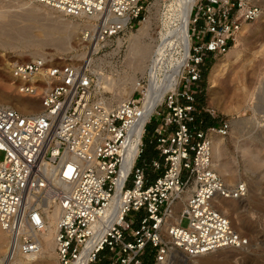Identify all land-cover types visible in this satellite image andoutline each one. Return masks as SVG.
<instances>
[{"label":"built area","instance_id":"obj_1","mask_svg":"<svg viewBox=\"0 0 264 264\" xmlns=\"http://www.w3.org/2000/svg\"><path fill=\"white\" fill-rule=\"evenodd\" d=\"M152 1L25 0L88 22L81 38L89 52L67 64L37 57L11 66L18 93L38 99L40 111L28 114L0 104L6 264L41 255V234L54 211L59 264H175L179 254L198 257L250 245L214 205L216 197L245 199L249 190L245 182L227 186L215 170L213 139L227 136L230 123L210 115L216 123L207 126L199 95L209 65L230 52L263 9L250 0H193L179 83L161 88L163 98L147 117L149 79H139L129 99L111 106L97 87V68L103 69L102 56L112 45L121 40L126 47ZM152 124L149 144L156 156L139 166ZM141 125L125 176V155ZM133 212L138 216L131 220ZM184 218L187 228L181 226Z\"/></svg>","mask_w":264,"mask_h":264},{"label":"rangeland","instance_id":"obj_2","mask_svg":"<svg viewBox=\"0 0 264 264\" xmlns=\"http://www.w3.org/2000/svg\"><path fill=\"white\" fill-rule=\"evenodd\" d=\"M159 1L157 6L152 4L149 9L146 20H149L150 32L149 36L142 39L144 44L153 45L156 50L161 46L159 50H154L158 53L155 59L159 58L155 74L151 73L154 65L151 59L147 60L146 63L148 67L150 66V70L148 69L144 73L134 70L135 64L133 62H130L133 68L129 67L132 37L138 34L143 25L141 24L128 37L126 47L122 48L123 42L119 40L105 53V57L101 55L103 69L98 66L97 71L116 79L117 83L116 88L112 91H103L104 89L100 91L103 98L112 99L113 96L117 95V92L123 94L122 96H127L132 88V80L137 81L144 77L149 79L151 83H156L160 92L164 86L174 87V85H170L175 80L174 72L185 59V51L180 40L174 34L182 26L183 8L188 0ZM250 2L257 4L258 1L250 0ZM23 3H25L24 0H0V11H24L26 7V9L30 8L31 10V5L26 3L23 5ZM34 6L37 7V11H43V13L34 21H27L26 19L19 27H30L29 33L33 36L32 41L37 39L50 41L47 43L49 45L42 48H28L27 51L26 49L12 51L0 48V92H11V95L15 97L33 102L35 104L33 112L38 113L40 111L38 99L21 96L17 91L18 83L15 84L14 80V87L9 89V85L1 76L7 72L9 73L6 75L11 76L10 70L7 71L6 69V63L9 60L22 62L24 56L28 58L26 62H29L34 59L32 53L37 50L55 60V64L67 62V59L71 58L74 61H81L87 57L89 51L80 38L85 31L82 28V30L77 31L72 46L65 45L67 49H62L63 44L61 43H63V37L67 35V32L62 30L64 24H61L64 22L65 26L71 27L73 26L72 22H82V20H76L42 5ZM261 8L264 12V7ZM31 34H29L30 37ZM241 38L242 40L237 41L235 47L227 55L218 57L209 65L210 68L202 82L204 92L201 97L203 99L202 107L208 111L209 115L214 116L217 121L224 119L230 123V132L227 136H216L224 140L226 152L221 157L222 159L219 158L214 161V164L216 166L226 164L228 170L233 174L235 173V184L245 182L248 185L249 192L245 199L231 201L233 207L236 206L237 211L232 216L230 215L229 219L236 230L249 238L250 245L244 249L219 250L200 258L187 257L186 259V256L181 260L177 258L175 264H264V14L257 22L247 25V29L243 30ZM237 46L238 49H235ZM217 62H222L223 67L216 86L211 87L209 76ZM151 64L153 65L151 66ZM125 74H127V78L124 76ZM124 82L127 83L126 86ZM118 85L121 86V89L123 88L122 91L117 87ZM6 105L27 113L15 106V100ZM246 120L254 124L251 127L247 126L245 131L239 134L234 129V123H246ZM154 129L155 124L149 125L148 136L144 140L145 154L138 161L139 166L150 163L152 158L156 156L154 147L149 144ZM3 157L4 155L1 154L0 161L3 160ZM128 186H131V180ZM137 216L138 214L133 212L129 218L134 220L133 217L136 218ZM188 225L189 220L184 218L181 226L187 228ZM0 239L5 243L3 250L5 253L2 256L4 257L7 252L9 237L1 228ZM50 258L39 257L32 264H59L56 253L54 257Z\"/></svg>","mask_w":264,"mask_h":264},{"label":"bare ground","instance_id":"obj_3","mask_svg":"<svg viewBox=\"0 0 264 264\" xmlns=\"http://www.w3.org/2000/svg\"><path fill=\"white\" fill-rule=\"evenodd\" d=\"M192 1L193 0H188L186 3V6L183 8V18H182V23H181L182 26L177 31V33L174 34L180 40V44L185 51V54H184L185 57L187 56V51H188V36H189V32H188L189 26L188 25H189V16H190V11H191ZM252 1H254V2L258 1L257 4L256 3L255 4L259 5L260 7H264V0H260V1L259 0H252ZM25 3L28 5H31L27 2H25ZM25 3H23V5ZM159 3H160L159 0H154L152 4L154 6H157ZM31 6H32L31 10H30V8H29L30 6H29L28 7L29 9H26L27 8L26 7V8H24L25 9L24 11H0V48H3L4 50H12V51L25 50L26 49V51H27L28 48H30V49L31 48H42L45 45H49L47 43H49L50 41L48 42V41L41 40V39H37L36 41H32L33 36L31 33H29L30 27H26V26L19 27V25L23 24L26 21V19H27V21H34L43 13V11H37V7H35L34 5H31ZM61 25H63L62 30L67 32V35L63 37L64 38V41L62 40L63 43H61V44H63L62 45L63 50L67 49L65 45L72 46V44H73L72 41L77 36V31H79L81 28L84 30H88L90 28V24L88 22H85V21L76 22V23L72 22L73 26H71V27L65 26L64 22ZM246 29H247V25L244 26L243 30H246ZM64 31H63V33H64ZM149 32H150V23H149V20H146L143 23L140 30L138 31V34L136 36L132 37V43H131V47H130V61H129V63L133 62L135 64V66H133L134 70H139V71H142L144 73L148 69L150 70V66L148 67V65L146 63H147V60L151 59V61L154 64V65L151 64V66L153 65L152 66L153 68L151 69V73L155 74V72H156L155 69L158 67V63H159V58L155 59V57H157V55H158V53L155 51L159 50L161 48V46L158 47V49L156 50L155 46L144 44L142 39L145 36H149ZM242 33H243V31H242ZM29 34H31V37L29 36ZM240 39L242 40V38L240 37L238 42L240 41ZM164 43H162V44H164ZM123 45H124V42H123ZM96 47H97V49L99 48L98 46H96ZM69 48H71V47H69ZM235 49H238V46ZM32 56L34 59L37 57H47L46 54L40 53L38 50L36 52L32 53ZM26 61H28V58L24 56L23 61L19 62V63H26ZM14 62H15V60H9V62L6 63L7 71L11 69V66ZM184 62H185V59L182 60V62L177 67L176 71L174 72V76H173L175 80H173L170 85L176 86L179 83V78L181 77V74L183 71ZM67 63L68 62L58 63V65L67 64ZM131 63H130V65H131ZM130 65H129V67L133 68L132 65L131 66ZM222 67H223L222 62H217L213 66L211 73H210V76H209L211 87L216 86V84L218 82V78L221 75ZM8 73L9 72H7L6 74H8ZM6 74H4V75L2 74L1 76L4 78V81L7 83V85H9L8 86L9 89H11L12 86L14 87V85H13L14 79L10 75H6ZM98 74H99V78H98V82H97V87L99 89V92L102 89H104L103 91H112L113 89L116 88V84H117L116 79H114V78H112L106 74L103 75L102 72H99V71H98ZM124 76L127 78V74H125ZM152 78H154V77H152ZM137 81L135 79L132 80V88L130 89V92L127 96H122L123 94H121L120 92H117L116 93L117 95L113 96L112 99H105V97L103 99L105 101H107V103L111 106H113L115 104H121L122 102L126 101L127 99H129L132 96V94L134 93V91L136 89ZM121 82L123 83V81H121ZM124 84H125V82H124ZM126 84H125V86H126ZM117 87H119V85ZM122 89L120 88L121 91H122ZM163 95H164V92H160L159 88L157 87V84L152 82L149 86V94H148L149 98H148V101L146 102V105H145V113H146L147 117L150 115V113L155 108V106L158 104V102L163 98ZM102 97H103V95H102ZM12 100H15V106L20 108L21 110L27 112L28 114L34 113L33 110L35 109V104L33 102L27 101L26 99L21 98V97H15V96L11 95V92H0V104L6 105L7 103H9ZM253 124H254L253 122L247 121V120H246V123L245 122L234 123V129L237 130V132L239 134H241L242 132L245 131V128L247 126L251 127V126H253ZM141 134H142V125L137 126L133 130V134H132L133 140L131 142L130 148L126 152L125 160H124V164H123V173L125 174V176L129 172L130 167L132 166L134 157L136 155L137 146H138L139 141H140L139 139L141 137ZM225 152H226V144L224 143V140L221 138L215 137L213 139V163H214V161H217L219 158L224 156ZM214 168L218 172V174L223 178V180L227 186L233 187L236 185L235 184V173L233 174L232 172H230L228 170V167L226 164L219 165V166L218 165L216 166L214 164ZM240 200H242V199H240ZM118 201H119V193L115 197V202L117 203ZM215 201H217V203L214 204L215 207L228 217L230 215L232 216L233 213H235L237 211V209H235L236 206L233 207V203L231 202L234 200H224V199L216 197ZM58 217H59L58 211H54L53 213H51L49 215L47 227H46L45 231L41 234V240H42V253H41V255L36 257V258L35 257H28L25 259L24 258L19 259L18 264H32L39 257H48V258L54 257V255L56 253L55 252V235L57 232ZM0 240H1L0 241V264H6V262H5V255L6 254L4 255V257H2L3 254L5 253V251H3L5 243L3 242L2 239H0ZM8 244H9V242H8ZM225 249H231V248H225ZM177 256H178L179 260H181L183 257H185V255H183V254H179ZM200 257H202V256L192 257V258H200ZM186 259H187V257H186Z\"/></svg>","mask_w":264,"mask_h":264},{"label":"trees","instance_id":"obj_4","mask_svg":"<svg viewBox=\"0 0 264 264\" xmlns=\"http://www.w3.org/2000/svg\"><path fill=\"white\" fill-rule=\"evenodd\" d=\"M205 76H206V75H205ZM202 92H204V91H202ZM202 94H203V93H202ZM202 94L199 95V98H201V99H200L201 101L203 100L202 97H201ZM205 120H206V125H207V126H210V125H213V124L216 123V121L213 120V119L211 118V116L208 115V114L205 115Z\"/></svg>","mask_w":264,"mask_h":264}]
</instances>
